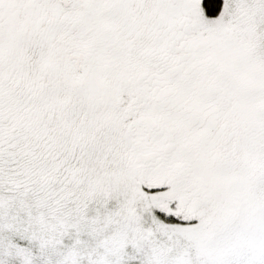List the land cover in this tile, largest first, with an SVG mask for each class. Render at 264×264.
Returning a JSON list of instances; mask_svg holds the SVG:
<instances>
[{
  "label": "snow or ice",
  "instance_id": "snow-or-ice-1",
  "mask_svg": "<svg viewBox=\"0 0 264 264\" xmlns=\"http://www.w3.org/2000/svg\"><path fill=\"white\" fill-rule=\"evenodd\" d=\"M0 264H264V0H0Z\"/></svg>",
  "mask_w": 264,
  "mask_h": 264
}]
</instances>
